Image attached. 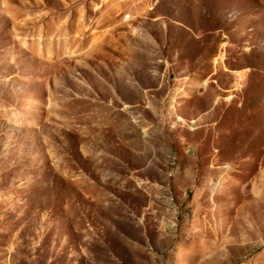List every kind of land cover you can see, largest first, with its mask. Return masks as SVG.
Returning <instances> with one entry per match:
<instances>
[{"label": "rangeland", "instance_id": "1", "mask_svg": "<svg viewBox=\"0 0 264 264\" xmlns=\"http://www.w3.org/2000/svg\"><path fill=\"white\" fill-rule=\"evenodd\" d=\"M0 264H264V0H0Z\"/></svg>", "mask_w": 264, "mask_h": 264}]
</instances>
